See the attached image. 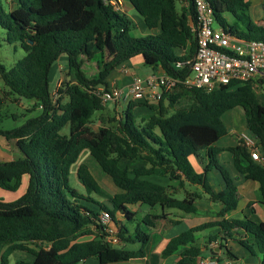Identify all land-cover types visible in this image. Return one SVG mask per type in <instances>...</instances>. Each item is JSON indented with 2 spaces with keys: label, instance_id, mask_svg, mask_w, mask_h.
<instances>
[{
  "label": "trees",
  "instance_id": "trees-1",
  "mask_svg": "<svg viewBox=\"0 0 264 264\" xmlns=\"http://www.w3.org/2000/svg\"><path fill=\"white\" fill-rule=\"evenodd\" d=\"M179 1L127 0L151 32L138 38L132 35L133 23L127 15L104 0H15V8L8 0H0V27L6 31V42L20 44L27 53L9 70L0 62L1 78L10 94L34 101L42 111L19 128L0 127V137L20 154L11 161L0 159V190L14 193L28 178L27 191L18 201L0 200V264H10L16 252L34 258L16 264H83L91 259L100 264H118L144 259L151 235L142 226L155 228V222L166 219V215H147L136 223L131 207L159 206L163 211L177 209L195 214V203L201 197L191 193L179 199L169 188L148 181L151 175L171 181L183 178L201 187L211 201L223 205L220 216L236 211L238 188L221 165L223 149L217 146L228 133L222 117L236 108L245 111L247 129L258 139L263 160H253L241 138L230 152L238 172L259 183L264 205V101L252 85L221 87L212 92L178 86L166 93L157 106L128 103L117 127L104 125L95 130L90 125L94 116L106 109L96 91L103 87L108 90L109 74L133 58L140 57L146 66L160 67L174 78L190 75L189 65L184 69L177 65L192 60L198 49L190 22L195 10L192 4L189 19L186 10L179 11ZM208 1L217 27L248 41L264 42V27L253 22L249 0ZM95 37H101L116 56L109 64L99 60V77L89 79L83 71L82 57L98 60L97 52L88 48ZM63 56L68 62L66 83L55 99L50 89L51 72ZM143 107H150L152 114H138L136 110ZM170 109L174 110L172 114ZM86 151L112 179L114 194L108 193L86 164L77 169L85 193L72 186V168ZM203 152L207 165L199 173L191 159L200 158ZM122 160H142L145 165L123 169ZM213 170L221 173L226 183L224 191L216 192L211 185L209 173ZM104 214L110 218L108 225L102 222ZM120 216L125 222L119 220ZM131 223H135L133 231ZM217 227L221 228V237H209L208 244L218 242L230 260H237L228 242L233 239L232 230H243L247 239L239 243L251 254L255 250L262 254L264 264V223L250 218L223 219L190 228L172 238L162 256H172L183 249L177 264L196 262L202 251L197 234ZM109 237L139 247L118 248Z\"/></svg>",
  "mask_w": 264,
  "mask_h": 264
},
{
  "label": "crops",
  "instance_id": "crops-1",
  "mask_svg": "<svg viewBox=\"0 0 264 264\" xmlns=\"http://www.w3.org/2000/svg\"><path fill=\"white\" fill-rule=\"evenodd\" d=\"M114 1L120 4V12L127 15V17L132 21L133 25L137 23V26H138L139 23L137 22L136 11L131 9L128 6L127 0H114ZM249 1L251 3L250 15H251L253 22L257 26L264 27V0H249ZM179 4H180L179 10H181L180 12L186 10L187 14L189 15V19L192 18V15L190 12V6H188L187 4L181 1H179ZM179 4H178V8H179ZM190 22H191V26H193V20L192 21L190 20ZM155 33L156 32H153L152 34H155ZM145 34L147 36L151 34V32H149L146 28ZM96 38H99V37H95L94 39H92L89 43L88 48L90 50H95L97 52V55L95 57H97L98 60H95V59L93 60V59L87 58L86 56L82 57L84 60L83 71L89 79H97L99 77L100 75V68L98 64L99 60L101 63L109 64L113 60V58L116 56V52L110 50L105 45L104 42H103L102 48H98V44L94 41ZM92 42H94L93 45H92ZM105 53H108V55L111 56V60L108 63L104 62L105 55H106ZM91 62L96 64L97 66V70H98L97 75L95 74L93 76H90L86 72V64L91 63ZM60 69L64 70V72L68 70L67 58L64 56L60 58V60L57 62V64L54 66L51 72V80L56 79V84L57 82H60L59 80H57L58 74L60 73L59 72ZM123 70H126V72H123ZM141 72L144 73V76L140 75ZM151 74L162 75L166 73L160 67L152 68V67L146 66L144 64V61L140 57H136V58H133L131 61L127 62L126 64L119 66L118 68H115L107 77L106 83L109 89L118 88V89L128 90V88L130 87V85L132 84L136 76H140L144 78ZM71 80L75 82L74 78H71ZM53 94H55V92H53ZM257 94L258 96L264 95V93H257ZM130 102L131 101H126V102L123 101L121 105H117V106H113V105L107 106L106 105L105 110L108 111L116 107L118 116H119V114L122 113L124 109L126 108V105H128V103ZM146 103L148 105L156 104V102H152V101H148ZM136 111H138V113L142 117H146L152 114L150 107L138 108ZM226 128L228 131L227 135L217 143V146L223 149V152L219 156V160H220L221 165L229 172L231 177L234 179L235 185L238 188L237 190L238 209L225 217L220 216L219 213L223 209V205L221 203L211 201L208 198V196L203 192V189L201 187L190 185L189 183L185 182L183 178L181 181H171L168 178H164V177L157 176V175L148 176L146 178L148 181L169 188L170 192H172L177 198L185 197L191 193H198L201 195V197L197 199L195 203L197 207V213L195 214H187L177 209H167L163 211L161 207L157 206L160 208L159 214L166 215V219L158 220L155 228L149 227L151 229H154L156 231L155 233H158V235L155 234V236L153 237L152 233H150L151 240L146 248V252H147L146 257L144 259H138V260H132V261H138L140 264H177L179 260L181 259L180 254L183 251V249H181L178 253L172 256H168V257H163L162 252L165 249L168 242L172 239L169 236L170 231L174 227L184 224L185 222H187L190 225V228H194V227H197L199 225H202L208 222H220L223 219L244 220L246 218H250L256 222L264 223V205L261 203L260 185L257 182L246 179L244 175L238 172L234 164L233 154L232 152H230V149L237 148L240 134L244 132L239 131L238 126L235 127L231 125V126H226ZM2 142H3L2 143L3 146L2 147L0 146L1 149L6 151L7 153L17 154V152H14L12 146L7 142L5 138L3 139ZM123 162L125 165V168L123 169H128V170H132L131 168L132 166L134 167L133 169H135L137 167H141L145 165V163L142 160H137V161L122 160L120 162V166H121V163ZM191 162L194 168L197 170V172L202 173L204 171V167L207 165V161L205 158V152L201 154L200 158H195V157L192 158ZM242 164L245 165V162ZM209 180L216 192H221L226 189V183L221 173L218 170H213L209 173ZM143 206L144 205H135L131 207V210L134 213H136V208H143ZM194 216H197V217H194ZM199 217L201 218L200 221H203V222H199L198 220ZM122 219L123 218L120 216L119 220H122ZM171 221H173V223ZM177 222H179V224H177ZM110 227L114 228V225L111 224ZM149 228H148V233L150 232ZM114 231L117 232V230L115 229ZM221 234L222 233H221L220 227L210 229V232L208 233V235L202 236V232H201L197 234L196 236L197 243L199 246H201L199 243V241H201L200 240L201 237L209 238L214 235H220L221 237ZM231 236L237 242L247 239L246 233L243 230H239V229L232 230ZM152 244L155 246V249L153 250L154 252H150V249H148L150 245L152 246ZM218 244H219L218 242H213L211 243L209 248L201 247L202 251L197 261L194 263H190V264H200L201 262L212 261L215 259H216L215 260L216 262L221 261L224 264L226 262H230L231 264H241V262L242 264H261V261L263 259V255L260 254L257 250L255 251H257L258 254L256 253L251 254L248 250H247L248 252H243L242 250H240L238 254L240 255V258H238L237 254H234L238 259L230 260L227 257L226 251L224 249L221 250L218 247ZM125 245H126L125 243L119 242L118 246H115V247L125 248V249L130 248V250H135V249H138L139 247V245H131L129 247H124ZM215 247H216V253H213L212 250ZM213 256H215L216 258L213 259L212 258ZM173 257L175 258V261L174 262L172 261L170 263V260ZM255 258H257V263L255 261ZM132 261L123 262V264L130 263Z\"/></svg>",
  "mask_w": 264,
  "mask_h": 264
},
{
  "label": "built area",
  "instance_id": "built-area-1",
  "mask_svg": "<svg viewBox=\"0 0 264 264\" xmlns=\"http://www.w3.org/2000/svg\"><path fill=\"white\" fill-rule=\"evenodd\" d=\"M180 1L190 7L193 4L195 10L192 28L198 40V49L192 60L177 65L178 69L189 65L190 75L185 79L167 74H151L144 78L136 76L128 90L100 88L96 91L95 94L103 103L113 106L121 105L123 101L159 103L166 93L172 92L178 86L212 92L221 87L234 89L252 85L256 91L264 93V42L248 41L217 27L214 10L208 0ZM106 2L111 3L116 11H120L118 2ZM240 138L251 153L252 159L261 162L263 159L258 139L248 133L240 134ZM102 222L109 224V216L102 215ZM200 264L217 262L212 260Z\"/></svg>",
  "mask_w": 264,
  "mask_h": 264
},
{
  "label": "rangeland",
  "instance_id": "rangeland-1",
  "mask_svg": "<svg viewBox=\"0 0 264 264\" xmlns=\"http://www.w3.org/2000/svg\"><path fill=\"white\" fill-rule=\"evenodd\" d=\"M12 8H15V0H8ZM5 8L8 10V4L5 2ZM179 9H180V4H179ZM181 11V10H179ZM137 16V22L139 23L137 26V23L133 25V31L132 35L138 38H144L146 37V28L144 25V20L143 18L136 13ZM142 30V31H140ZM98 44V48H102L103 46V39L96 38L94 40ZM95 43V45H96ZM94 42H92V45ZM26 52L21 48L20 44L17 45H10L6 42V31L0 27V62L3 64L8 70L11 69L19 60L24 58L26 56ZM105 59L104 62L108 63L111 60V56L108 55V53H105ZM60 73L58 74V79L60 82H57L56 84V79L51 80L50 82V89L52 92H55V99L58 98V91L59 89L66 83V78H65V72L64 70L60 69ZM86 72L90 75H97L98 70L97 66L94 63H87L86 64ZM141 76H144V73L141 72ZM53 79V78H52ZM260 91H257L259 93ZM261 100L264 101V95ZM159 103L152 104V106H157ZM110 104H107V106ZM140 112V111H139ZM174 112L173 109H170V114ZM42 114V111L39 107L35 105L34 101H29L26 99H21L16 95L10 94V89L4 84L1 75H0V127L3 128L4 130H13L16 128H19L23 126L29 119L38 117ZM124 114V113H123ZM139 114V113H138ZM119 116H122V113L119 114ZM118 116L117 108L114 107L113 109L110 110H105L104 112L100 114H96L91 121V126L95 129L98 130L101 126L104 125H110L113 127L118 126V121L120 120V117ZM222 121L225 126H238V130L244 133L250 134V132L247 129V123H246V114L245 111L242 108H237L235 110H231L226 112L223 117ZM67 132V131H66ZM3 137H0V146L2 147V141ZM20 154H12V153H7L3 149L0 148V159L3 161H11L14 159L19 158ZM81 164H86L91 173L94 175V177L101 183V185L108 191L110 194H114L116 189L113 184L112 179L106 175L103 170L101 169L100 165L97 163L96 160H94L91 156H89L88 152H84L83 155L80 157L78 163L73 166L72 168V173H71V184L75 188H77L81 193H85L84 187L81 185L78 179L77 175V169ZM121 167L125 168L124 162L121 163ZM132 169L134 168L133 166L131 167ZM27 182L28 178H25L24 184H22L21 188L17 190L16 192H6L4 190H0V200L4 201L5 203H14L18 201L27 191ZM98 201H102L98 197H95ZM184 197H179V199H183ZM144 212H143V210ZM160 208L155 207L151 208L149 206L144 205L143 208H136V223L140 222L143 220L146 214L150 215H160ZM197 217V216H194ZM203 218V217H202ZM199 217V222L200 221ZM121 222H125L124 219L120 220ZM111 222V221H110ZM156 221L155 223H157ZM108 225V224H107ZM170 226V225H169ZM129 227L131 231H133L135 227V223L129 224ZM144 230L148 232V226L143 225L142 226ZM150 229L149 233H152L153 237L155 234L158 235V233H155L156 231L154 229ZM190 229V225L185 222L184 224L178 225L174 227L170 233L169 236L171 238H174L175 236H178L187 230ZM210 230H207L205 232H202V236L208 235ZM111 244L113 246H118L119 242L116 240L110 239ZM159 239V238H158ZM208 237H201L199 241L201 247H206L209 248L211 243L208 244ZM131 245H125L124 247H129ZM229 248L232 250L233 254H237L238 258H240L239 251L242 250L243 252H248L247 249H245L239 242L235 241V239H229L228 242ZM212 247V246H211ZM130 249V248H128ZM150 252H154L153 250L155 249V246L152 244L150 245L149 248ZM214 251H216V247L213 248ZM219 250V249H218ZM256 254H258L257 251H255ZM253 256V255H252ZM33 261L34 258L25 252H16L11 255L10 257V264H16L18 261ZM175 261V258H171L170 263ZM255 261L257 263V258H255ZM83 264H100L96 259H91L87 261L86 263ZM123 264V263H119ZM125 264H140L138 261H132L130 263H125ZM242 264V262H241Z\"/></svg>",
  "mask_w": 264,
  "mask_h": 264
},
{
  "label": "water",
  "instance_id": "water-1",
  "mask_svg": "<svg viewBox=\"0 0 264 264\" xmlns=\"http://www.w3.org/2000/svg\"><path fill=\"white\" fill-rule=\"evenodd\" d=\"M30 44L32 45V44H33V42H32V41H30ZM215 253H216V251H215Z\"/></svg>",
  "mask_w": 264,
  "mask_h": 264
}]
</instances>
